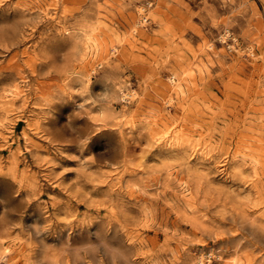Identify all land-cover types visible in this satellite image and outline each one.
<instances>
[{
  "label": "rangeland",
  "instance_id": "1",
  "mask_svg": "<svg viewBox=\"0 0 264 264\" xmlns=\"http://www.w3.org/2000/svg\"><path fill=\"white\" fill-rule=\"evenodd\" d=\"M0 205V264H264V0H0Z\"/></svg>",
  "mask_w": 264,
  "mask_h": 264
},
{
  "label": "snow or ice",
  "instance_id": "2",
  "mask_svg": "<svg viewBox=\"0 0 264 264\" xmlns=\"http://www.w3.org/2000/svg\"><path fill=\"white\" fill-rule=\"evenodd\" d=\"M98 134H99V133H97L96 135L93 136L92 140L89 142V146H90V144L95 140V138L98 136ZM2 209H3V206L0 205V210H2Z\"/></svg>",
  "mask_w": 264,
  "mask_h": 264
}]
</instances>
